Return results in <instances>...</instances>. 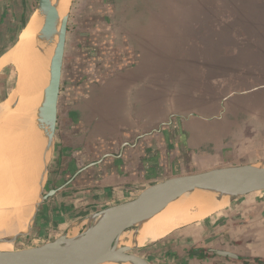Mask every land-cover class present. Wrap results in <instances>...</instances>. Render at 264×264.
Masks as SVG:
<instances>
[{"label": "crops", "instance_id": "1", "mask_svg": "<svg viewBox=\"0 0 264 264\" xmlns=\"http://www.w3.org/2000/svg\"><path fill=\"white\" fill-rule=\"evenodd\" d=\"M82 3L81 11L88 14L81 19L86 25L77 32L87 40L102 38L100 45L91 40L82 46L88 56L99 58L97 76H88V69L74 76V69L77 74L83 66L74 62L77 67L70 68L60 96L56 138L60 130L61 134L46 179L58 184L51 188L53 195L38 204L39 223L32 232L37 229L38 236H44L40 244L67 232L72 235L91 214L132 200L167 178L254 163L234 160L238 154L231 145L225 148L224 141L234 139L235 130L224 131L213 104L196 102L200 75L187 83L182 73L169 76L161 55H154L162 50L152 51L141 28L122 23L126 19L120 0ZM27 8L26 0H0V58L18 41L12 40L21 37ZM93 21L102 22L100 28L95 29ZM59 199L73 216L66 221L63 212L56 216L55 234L53 230L47 237L44 232L53 225L48 215ZM226 205L198 228L151 244L150 256L157 264H222L215 252L238 248L244 253L235 255L246 261L243 264L264 262V190L231 198Z\"/></svg>", "mask_w": 264, "mask_h": 264}, {"label": "rangeland", "instance_id": "2", "mask_svg": "<svg viewBox=\"0 0 264 264\" xmlns=\"http://www.w3.org/2000/svg\"><path fill=\"white\" fill-rule=\"evenodd\" d=\"M26 2L28 8L24 19V28L28 19L36 11L38 0H26ZM120 2L121 12L126 19L122 23L125 25L129 22L131 27L141 28L142 39L146 36L148 43L152 45V51L162 50L161 53L158 52L154 55L158 57L161 55L162 65L167 64L169 76L182 73L184 82L187 83L191 79L196 80L195 75H200V92L195 97L196 102L199 105L213 104L211 109L215 110L212 112H215V117L223 120L224 131L235 130L231 135L236 137L234 139L227 137L224 141L225 148L231 145L232 152L238 154L234 160L237 162L253 161L256 164L264 163V0H120ZM82 4V0H72L68 11L69 21L66 30L67 38L60 87L62 98L67 78L70 75V68L77 67L76 64L73 65L74 62L79 65L83 64L80 71L77 70V74L74 69V76L79 77L81 73L87 72L86 69H88V76H97L95 61L99 58L88 56L89 53L82 46L88 42L100 45L102 38L88 37L87 40V37L77 32L80 25L82 27L86 25L85 20L81 19L86 13L88 14V12L81 11ZM93 23L96 29V27L100 28L102 22L98 25L96 21ZM95 29L93 31L96 32ZM18 38H14L12 41L16 43ZM15 45L7 46L8 52L13 50ZM76 45L82 48L79 49ZM171 65L174 70L171 69ZM179 67H182V70ZM1 68L0 104L11 100V95L17 90L19 83L18 70L13 63L4 64ZM85 77L84 74L83 78ZM59 135H57L56 141ZM1 149L3 150L4 147ZM53 184L45 182L44 195L50 192L51 188L54 189L58 183H55V186ZM60 199L59 201L63 200ZM65 205L67 204L61 201L59 206L55 204L51 207L48 220L54 226L51 225L45 230L44 233L47 237L53 236V230L55 234L56 220L54 218L56 216H60L63 212L65 221L73 216V214L68 215L69 210ZM225 208L227 205L205 218L192 220L178 226L166 238L183 229L190 231L193 228H198L200 226L197 225L198 223L212 215L221 213ZM194 211L195 209H192V212ZM37 212L38 209H35L36 216ZM87 219L80 229H73L71 236L81 233L87 228ZM36 223L38 225L39 222L34 218V221L28 224L27 233L20 236L15 242V250L41 245V239L44 236L39 237L37 229L36 232H32ZM138 228L139 226H135L126 231L138 233ZM157 240L142 245L132 244L130 252L142 256L151 264H157L148 250L151 244L158 242ZM214 247L223 249L225 246ZM234 249H230L228 252L231 254H235L236 251L244 253L238 248ZM215 255L222 264H243L246 262L233 256L218 254L217 251ZM256 263L264 264L261 261H256Z\"/></svg>", "mask_w": 264, "mask_h": 264}, {"label": "bare ground", "instance_id": "3", "mask_svg": "<svg viewBox=\"0 0 264 264\" xmlns=\"http://www.w3.org/2000/svg\"><path fill=\"white\" fill-rule=\"evenodd\" d=\"M71 2L53 0L55 17L50 41L38 40L44 16L34 12L14 49L0 58V68L13 63L19 75L11 100L0 104V251L15 250V242L27 233L28 224L34 221L38 190L52 152L51 148L44 147L47 136L41 128L46 119L47 88L55 55L63 43L61 29ZM227 202L228 196L212 192L184 194L167 206L155 208L139 226L138 233L124 232L116 245H142L165 237L186 222L220 210Z\"/></svg>", "mask_w": 264, "mask_h": 264}, {"label": "water", "instance_id": "4", "mask_svg": "<svg viewBox=\"0 0 264 264\" xmlns=\"http://www.w3.org/2000/svg\"><path fill=\"white\" fill-rule=\"evenodd\" d=\"M35 12L44 16L42 29L37 36L38 40L50 41L55 17L53 0H38ZM68 21L69 13L65 16L62 24L63 43L55 55L51 80L47 88L46 119L41 126L47 136L44 147L53 150L56 141L58 103ZM48 170L49 165L42 176V186L39 188L36 209L39 207L38 204L55 192L51 190L47 194H43ZM263 190L264 163L223 166L203 172L170 177L146 187L132 200L92 214L87 219V228L81 233L71 236L67 232L39 246L0 251V264H97L101 261L151 264L142 256L131 253V246L118 247L116 242L126 230L141 226L158 206H167L184 194L195 191L212 192L228 196L231 200V198ZM34 218H36V214ZM217 253L237 257L228 251H217Z\"/></svg>", "mask_w": 264, "mask_h": 264}]
</instances>
